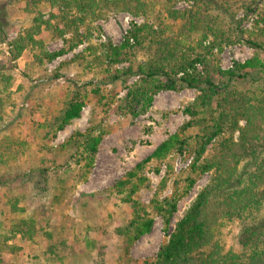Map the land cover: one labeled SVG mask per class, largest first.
<instances>
[{"label": "trees", "instance_id": "trees-1", "mask_svg": "<svg viewBox=\"0 0 264 264\" xmlns=\"http://www.w3.org/2000/svg\"><path fill=\"white\" fill-rule=\"evenodd\" d=\"M176 1L164 0V17L146 0H24V12L31 14L32 24L11 41L9 52L16 60L24 50H30L32 59L26 68L43 74L46 63L85 42L80 52L59 63L51 77L60 76L61 69L71 62L83 74L100 75L102 84L124 75L137 76L117 106L129 118L145 113L160 91L196 89L194 100L182 110L188 119L115 183V189L124 192L131 211L125 225L115 229L121 248L128 252L135 241L150 232L153 211L162 218L167 239L152 256L137 259V264H264V82H259L257 75L264 71V56L259 55L264 54V6L258 8L259 0H193L192 5L180 10L173 8ZM236 4L244 6L246 15L256 16L250 29H242L241 19H234L232 5ZM3 10L0 4V33ZM118 11L141 17L142 21H130L119 43L109 38L92 42L94 31L100 30L95 23ZM42 28L49 32L50 39H62L64 47L46 50L45 38L38 37ZM236 43L247 44L254 54L222 69L218 65L220 53ZM11 81V76L0 72V90L9 88ZM238 81L250 87L241 89ZM84 85L90 86L92 96L101 95L96 84L86 81ZM252 85H256L255 90L250 89ZM85 96L86 92L74 87L51 123L55 121L62 129L78 118ZM75 135L82 137V155L88 159L85 166H90L102 132L94 134L90 127L72 138ZM15 140L1 138L0 155L22 153L23 147L21 151L14 148L18 143ZM70 140L65 142L68 147ZM59 148H65V144ZM171 154L190 157L186 176L174 180L171 193L159 199L168 165L157 195L148 204L140 202L138 190L150 187L146 165L152 159L162 162ZM204 173H210L209 180L170 228L177 202ZM223 221L238 222L239 251L225 250L221 244L218 234ZM31 228L29 222L20 220L11 231L24 235L34 230ZM0 264H5L2 259Z\"/></svg>", "mask_w": 264, "mask_h": 264}, {"label": "rangeland", "instance_id": "rangeland-1", "mask_svg": "<svg viewBox=\"0 0 264 264\" xmlns=\"http://www.w3.org/2000/svg\"><path fill=\"white\" fill-rule=\"evenodd\" d=\"M146 1L166 17L164 0ZM0 4L4 6L0 72L12 77L9 88L0 90V140L16 139L18 143L14 148L21 151L23 147L18 155H0V259L5 264H137V259L152 256L167 239L162 218L151 211L150 232L135 241L128 252L122 250V241L115 229L125 225L131 211L124 192L115 189V183L188 119L182 110L198 91L188 87L180 91H160L145 113L135 118L126 117L117 106L122 104L126 87L137 76L124 75L102 84L100 75L83 74L77 64L71 62L61 69L60 76L52 78L59 63L80 52L85 42L46 63L43 74L26 68L32 59L31 51L24 50L18 59L12 60L9 49L11 41L32 24L31 14L24 12V0H0ZM192 4L193 0H178L173 8L181 10ZM257 6L262 9L261 0ZM232 7L234 19H241L239 27L250 29L256 16L246 15L242 4ZM42 11L45 12L46 7ZM130 21L139 23L142 18L126 11L110 13L95 23L100 30L94 31L91 41L99 43L109 38L119 43ZM48 35L42 28L38 36L45 38L46 50L64 47L62 39L52 40ZM253 54L247 44H232L224 47L218 65L226 69L233 61L243 62ZM259 55L264 56L262 52ZM197 68L202 69V66L197 65ZM26 72L29 76L24 74ZM257 75L259 82H264V71ZM86 81L96 84L101 95L92 96L90 86L85 88ZM237 85L246 89L249 84L238 81ZM74 87L81 93L86 92L85 104L78 118L58 129L57 123L51 121ZM250 89L255 90L256 85ZM90 127L94 134L101 131L102 138L91 165L85 166L88 159L82 155V137L72 138V135L84 133ZM67 139H71L69 147L65 143ZM60 144H65V148H59ZM189 160L186 154H171L162 162L152 159L145 168L150 187L138 190L139 201L148 204L157 195L158 183L169 165L159 199L168 196L173 181L186 176ZM155 168L159 171L155 172ZM209 177L210 173L200 175L187 195L177 202L170 228ZM36 181L42 183L36 185ZM20 220L29 222L34 230L24 235L11 231ZM238 232V222L223 221L218 237L225 250L239 251Z\"/></svg>", "mask_w": 264, "mask_h": 264}]
</instances>
